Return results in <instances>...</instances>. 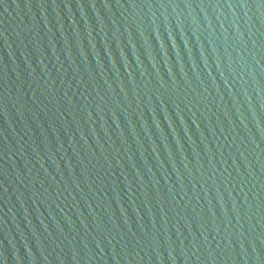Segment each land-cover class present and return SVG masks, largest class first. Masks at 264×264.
<instances>
[{
    "label": "water",
    "instance_id": "95a60500",
    "mask_svg": "<svg viewBox=\"0 0 264 264\" xmlns=\"http://www.w3.org/2000/svg\"><path fill=\"white\" fill-rule=\"evenodd\" d=\"M0 264H264V0H0Z\"/></svg>",
    "mask_w": 264,
    "mask_h": 264
}]
</instances>
